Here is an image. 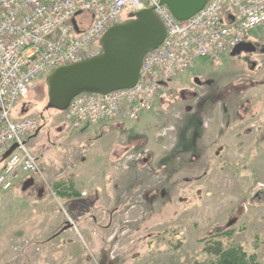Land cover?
<instances>
[{
  "label": "rangeland",
  "instance_id": "374dc122",
  "mask_svg": "<svg viewBox=\"0 0 264 264\" xmlns=\"http://www.w3.org/2000/svg\"><path fill=\"white\" fill-rule=\"evenodd\" d=\"M90 18L87 12L76 17L83 28ZM122 19L126 20L125 14ZM249 41L254 51H229L218 66L205 58L198 59L188 74L200 69L202 86L180 99L183 104L193 105L197 96L203 94L208 100L203 107L204 113H198L200 119L195 128L199 133L193 139L196 146L205 132L207 140L216 139V143L225 133L227 141L231 137L235 141L237 132L241 139L238 153H242V160L232 159L231 165L226 167L218 164V160L214 161V166L212 159L211 165L188 163L182 159L184 154L188 157V149L182 153L183 149H179L180 160L175 161L179 163V176L172 193V205H166V209L164 206L162 214L155 213L159 209L155 199L165 194L164 190L152 198L149 188L142 187L132 197H127L131 202L129 209L137 211L133 221H140L154 212L150 221H156L158 227L139 236L131 233L130 238L125 226L131 220L126 216L117 218L111 230L110 226L94 227L91 219L88 220L92 218L88 205L76 208L73 213L60 205L62 201L53 186L80 177L81 170L74 163L79 162L83 150L69 148L68 139L74 131L68 130L60 112L47 108L45 78L49 72L41 75L27 97L11 110V118L23 116V107L27 115L40 117L37 131L40 130L44 140L34 150L39 157L27 143L26 146L36 156L42 172L34 174L36 182L30 183L18 196L22 202L15 199L14 188L0 189V264H215L217 256L210 252L215 242H220L222 249L241 246L255 255L258 264H264V198L256 201L257 197L251 195L264 191V27L257 26ZM184 77L181 76V81ZM171 106L172 112L179 110L176 103ZM201 147L198 146L201 154L209 160L211 150ZM48 152L60 153V167L55 170L43 165V156ZM174 159L172 156L171 160ZM127 162H116L114 166L128 169ZM155 168L146 171L150 184L167 182L170 178L167 175L175 173L171 165L161 167V175L154 172ZM203 169L211 170L210 178L197 181L199 177L196 176ZM219 170L225 178H219ZM51 176L61 177L51 180ZM239 193L241 198L228 212V199L224 196ZM83 221L88 228H81ZM66 226L69 227L64 228ZM87 229L91 237L97 238L95 247L86 236ZM226 229H231V235L214 236ZM129 239L135 243L131 247L127 244ZM83 254L85 257H80Z\"/></svg>",
  "mask_w": 264,
  "mask_h": 264
},
{
  "label": "built area",
  "instance_id": "2783aa9c",
  "mask_svg": "<svg viewBox=\"0 0 264 264\" xmlns=\"http://www.w3.org/2000/svg\"><path fill=\"white\" fill-rule=\"evenodd\" d=\"M144 9H151L162 23V42L143 55L133 86L75 95L62 112L69 131L113 119L139 121L141 113L152 109L165 83L187 71L195 59L206 58L218 66L222 56L248 41L257 26L264 27V0H207L185 20L176 19L160 0H0L1 190L23 174L42 172L25 142L39 129L40 117L11 118V110L41 75L99 56L105 31L121 23L123 14L127 19ZM78 11L91 15L84 28L76 19Z\"/></svg>",
  "mask_w": 264,
  "mask_h": 264
},
{
  "label": "crops",
  "instance_id": "0c3cea01",
  "mask_svg": "<svg viewBox=\"0 0 264 264\" xmlns=\"http://www.w3.org/2000/svg\"><path fill=\"white\" fill-rule=\"evenodd\" d=\"M198 59H195L190 68L183 74L165 83L163 89L156 97L152 109L141 113L139 121L129 122L113 119L101 121L95 125L85 123L70 135L68 139L69 148H75L76 150L82 149L83 152L79 157V162L74 163L81 170L80 177L75 176L74 180L59 183L60 191H65V194H56L62 201L60 205L63 208L65 207L69 212L73 213L76 208L88 205L87 209L90 210L89 214L91 213L90 216H92L88 220L91 219L94 227L109 228L110 226L111 230H114L117 224L116 222H118L117 218L126 216L131 220L127 225L125 224V227H128L129 230L126 235L129 238L132 235H143L148 231H155L158 228L155 225L156 221L154 223L150 221L154 212H151L147 218L140 221H133L137 215V211L135 209H129L131 202L127 200V197H132L142 187L149 188L152 198L164 190L165 194L162 193V196L159 195L155 199L157 200V208H159H156L155 213L162 214L163 210L167 208L166 205H172V193L176 188L179 176V163L175 162L180 160L178 157L180 156L179 149H183L181 153L184 149H188V157L185 154L182 155V159L188 163L197 162L201 165H211L209 162L212 159L213 161L211 163L214 166V161L218 160V164L220 163V165L226 167L227 165H231L229 162L232 159L242 160L240 157L242 153H238V146L241 139H238L240 137H238L237 132L234 135L235 141L232 140V137L227 141V133H225V135L221 134L218 137V143H216V139L211 140L209 138L207 140L205 132L203 133L204 137L198 141L199 144L197 146L193 142V139L199 133V130L195 128L200 119L198 113L203 112L204 104L208 100L204 98L206 95L203 94L197 96L195 99L197 102L195 101L193 105L183 104L180 99L185 97L186 93L195 92V87L202 86L201 78L203 77V73L200 69L194 74H188ZM207 62L210 63L208 59ZM182 75H185V80L182 79L181 81L180 78ZM170 103L171 105L176 103L179 110L172 112ZM26 111L27 109L23 107L21 109L22 115H27ZM175 113H178V115ZM60 114L62 115L61 112ZM62 120L66 122L63 118ZM66 126H68L67 122ZM39 131L25 138V142L32 149L31 151L33 153L37 146L44 140V136ZM189 133L192 136L188 137ZM184 142H186V146H184ZM180 144H183V148L182 146L180 147ZM198 146L204 150H211L210 159L207 160L208 162L205 160V154H201L202 150H199ZM137 154H140V156L130 157L131 155ZM172 156L175 157L173 161L171 160ZM43 159V165H46L47 169L55 170L60 167L59 152H48L44 154ZM125 161H128V169L115 168L114 165L116 162L125 163ZM168 165H171L172 169H174L173 172H175L174 175H167L170 177L169 181H161L160 184H150V178L147 177L146 171L149 172V170L151 171L150 168L153 169L156 167L154 172L161 175V167ZM1 167L2 163L0 158V170ZM34 174H24L12 185L11 188H14L16 193L15 199H18L19 202L21 200L18 196L24 192V183L36 182ZM210 175L211 170L203 169L196 176L199 177L196 180H207L210 178ZM59 177L51 176L49 178L53 180ZM225 177L226 175L222 174V170H219V178L223 179ZM83 190L86 191L85 196L80 195ZM259 192L257 191L256 194L251 193V195L257 197L256 201H262L264 198V191ZM224 197L228 199L226 202L228 206L226 207L229 208H227L228 212H231L234 209V205L241 198V194L229 196L226 194ZM172 219L173 217L170 220ZM85 222H82L81 228H88ZM85 232L91 242V246L95 247L94 242L97 238L91 237L88 229ZM130 240L127 243L129 247L135 244ZM138 253L136 252L135 254L139 255ZM80 257H85V255L83 254Z\"/></svg>",
  "mask_w": 264,
  "mask_h": 264
},
{
  "label": "water",
  "instance_id": "95a60500",
  "mask_svg": "<svg viewBox=\"0 0 264 264\" xmlns=\"http://www.w3.org/2000/svg\"><path fill=\"white\" fill-rule=\"evenodd\" d=\"M206 1L160 0V3L165 4L176 19L185 20L200 10ZM129 17L132 19L105 31L100 39L102 53L99 56L57 67L46 76L47 108L63 111L81 92L106 93L136 83L143 55L162 42L165 29L151 9L140 10ZM71 23L78 30L75 18ZM254 49L253 43L245 42L231 53ZM30 183L25 182L24 186Z\"/></svg>",
  "mask_w": 264,
  "mask_h": 264
},
{
  "label": "trees",
  "instance_id": "16d2710c",
  "mask_svg": "<svg viewBox=\"0 0 264 264\" xmlns=\"http://www.w3.org/2000/svg\"><path fill=\"white\" fill-rule=\"evenodd\" d=\"M53 190L58 193V195L65 194V191H60V184L55 183ZM231 229H226L223 232L216 233L217 235H231ZM210 252L217 256L215 264H258L256 262V257L254 254H249L241 246H233L227 249L221 248L220 242H215Z\"/></svg>",
  "mask_w": 264,
  "mask_h": 264
},
{
  "label": "flooded vegetation",
  "instance_id": "af4514ba",
  "mask_svg": "<svg viewBox=\"0 0 264 264\" xmlns=\"http://www.w3.org/2000/svg\"><path fill=\"white\" fill-rule=\"evenodd\" d=\"M254 51V50H253ZM252 52V51H251Z\"/></svg>",
  "mask_w": 264,
  "mask_h": 264
}]
</instances>
